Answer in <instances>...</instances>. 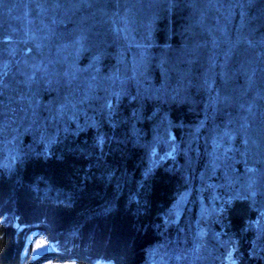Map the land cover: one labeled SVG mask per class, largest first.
Segmentation results:
<instances>
[{
	"label": "trees",
	"instance_id": "obj_1",
	"mask_svg": "<svg viewBox=\"0 0 264 264\" xmlns=\"http://www.w3.org/2000/svg\"><path fill=\"white\" fill-rule=\"evenodd\" d=\"M47 262L264 264V0H0V264Z\"/></svg>",
	"mask_w": 264,
	"mask_h": 264
},
{
	"label": "rangeland",
	"instance_id": "obj_2",
	"mask_svg": "<svg viewBox=\"0 0 264 264\" xmlns=\"http://www.w3.org/2000/svg\"><path fill=\"white\" fill-rule=\"evenodd\" d=\"M43 241L44 243L41 245V247L37 248V243ZM28 244L31 245V249L33 250V256L37 257L41 253L48 251L50 249H53V246L51 244L46 243L42 238H36L34 236L29 237ZM45 264H70V263H51L47 262Z\"/></svg>",
	"mask_w": 264,
	"mask_h": 264
},
{
	"label": "snow or ice",
	"instance_id": "obj_3",
	"mask_svg": "<svg viewBox=\"0 0 264 264\" xmlns=\"http://www.w3.org/2000/svg\"><path fill=\"white\" fill-rule=\"evenodd\" d=\"M43 243H44L43 241H41V242H38V243H37V245H36V246H37V248L41 247V245H42Z\"/></svg>",
	"mask_w": 264,
	"mask_h": 264
}]
</instances>
